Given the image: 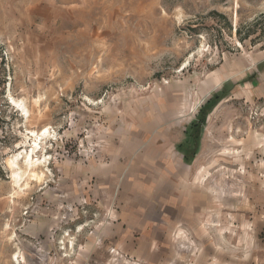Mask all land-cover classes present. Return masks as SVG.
<instances>
[{
	"label": "rangeland",
	"instance_id": "374dc122",
	"mask_svg": "<svg viewBox=\"0 0 264 264\" xmlns=\"http://www.w3.org/2000/svg\"><path fill=\"white\" fill-rule=\"evenodd\" d=\"M223 87L185 161L199 211L121 222L101 170L128 139L182 161ZM0 264H264V0H0Z\"/></svg>",
	"mask_w": 264,
	"mask_h": 264
},
{
	"label": "crops",
	"instance_id": "0c3cea01",
	"mask_svg": "<svg viewBox=\"0 0 264 264\" xmlns=\"http://www.w3.org/2000/svg\"><path fill=\"white\" fill-rule=\"evenodd\" d=\"M132 133L134 134V132ZM132 138H135V135ZM156 139L157 147L154 146L153 139L146 150L136 152L138 141L132 153L125 158V152L131 140L128 139L125 151L114 160L113 165L102 169L99 174V181L110 186L106 190L109 196L113 193V187L118 185L116 203L121 207L120 221L125 224L140 223L143 231L146 229L153 230L154 223L161 221L165 223L164 228L169 230L178 221L191 219L202 207L205 200L203 190L198 191L194 188L193 172L190 165L185 163L184 157H182V161L172 157L168 151H164L165 146H158L159 139ZM156 149L158 155L154 154ZM138 157L143 162L139 160L140 163L138 162L137 165L158 166V170L154 171L148 180L141 173L132 171V166ZM125 162L128 163V169L125 167ZM120 164L122 171L117 174V168L114 166ZM110 167L108 175H105L103 172ZM170 168L174 170L180 168V171L175 173L173 189L166 188L167 193L163 194L164 191H162V186H159V183L163 181V177ZM107 177H111L112 180L105 182Z\"/></svg>",
	"mask_w": 264,
	"mask_h": 264
},
{
	"label": "trees",
	"instance_id": "16d2710c",
	"mask_svg": "<svg viewBox=\"0 0 264 264\" xmlns=\"http://www.w3.org/2000/svg\"><path fill=\"white\" fill-rule=\"evenodd\" d=\"M228 95L226 87L216 92L200 108L198 115L185 130V141L178 145V150L184 154L185 161H191L198 152L201 134L208 114Z\"/></svg>",
	"mask_w": 264,
	"mask_h": 264
},
{
	"label": "bare ground",
	"instance_id": "6f19581e",
	"mask_svg": "<svg viewBox=\"0 0 264 264\" xmlns=\"http://www.w3.org/2000/svg\"><path fill=\"white\" fill-rule=\"evenodd\" d=\"M45 132H46V131H45ZM29 164H30V163H29ZM32 165H33V164H31V166H32ZM29 167H30V166H29ZM32 168H33V167H32ZM32 168H31V169H32Z\"/></svg>",
	"mask_w": 264,
	"mask_h": 264
}]
</instances>
